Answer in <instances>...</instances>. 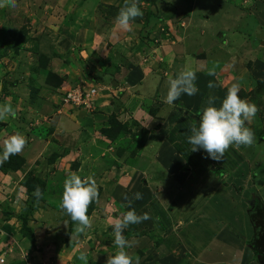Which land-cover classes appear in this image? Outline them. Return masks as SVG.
<instances>
[{
  "label": "rangeland",
  "instance_id": "1",
  "mask_svg": "<svg viewBox=\"0 0 264 264\" xmlns=\"http://www.w3.org/2000/svg\"><path fill=\"white\" fill-rule=\"evenodd\" d=\"M262 3L264 0H139L143 16L131 22L130 32L115 23L124 0H17L15 8H0V105L10 103L17 112L16 118L0 120V141L22 133V128L27 131L22 133L27 144L19 154L23 166L7 176L0 172V232L5 226L14 236L0 234V256L9 250L4 264H85L79 259L82 252L87 264H106L107 256L116 251L111 222L123 210L121 204L127 203L124 199L114 202L120 197L115 185L118 168L133 180L141 172L138 180L147 176L156 188L160 186L156 179L162 177L161 186H166L165 192L160 187L163 194L154 204L147 206L143 201L141 212L140 203L136 208L132 201L138 215H150L123 233L138 241L128 251L138 255L140 263L167 264L171 260L168 264H188L191 256L185 254L186 245L179 241L182 237L194 250L201 249L196 253L200 260L205 258L202 250L207 249L210 264H263L250 248L254 228L249 216L257 199L264 207ZM223 35L231 45L221 51L214 44L222 46ZM198 47H204V52L196 51ZM200 58L204 67L198 65ZM214 66L216 74L209 75ZM186 70L196 74V102L200 104L192 107L195 113L177 108L169 114L160 108L155 116L154 92L161 74L172 78ZM105 72L112 75L117 87L91 81L101 79ZM49 74L57 77L53 85L48 84ZM209 81L224 84L209 88ZM233 83L239 84L238 95L258 108L247 124L254 143L242 145L238 151L230 147L219 162L204 149L173 154L167 144L177 147L176 139L170 138L167 129H160L162 124L171 115L172 123L184 120L190 126L198 125L209 96L217 97L215 105L221 106ZM79 88L84 92L95 89L94 105L76 104L73 98L66 101ZM181 101H175L177 107ZM113 118L126 128L116 139L104 132ZM31 128L42 129L28 136ZM106 140L110 144L100 145ZM164 142L166 155L160 151ZM186 153L190 154L188 162ZM69 166L81 177L94 175L99 187L98 200L88 209L92 226L73 239L70 216L60 208ZM186 167L190 170H184ZM163 168L172 169L173 175ZM36 176L46 181V191L28 217L36 236L33 244L23 236L21 217L29 213L31 205L23 184ZM15 239L24 246L19 247ZM161 242L165 247L159 250L156 244Z\"/></svg>",
  "mask_w": 264,
  "mask_h": 264
},
{
  "label": "clouds",
  "instance_id": "2",
  "mask_svg": "<svg viewBox=\"0 0 264 264\" xmlns=\"http://www.w3.org/2000/svg\"><path fill=\"white\" fill-rule=\"evenodd\" d=\"M5 7H17V0H0V8ZM142 16L143 12L139 6V0H124L123 6L115 18V23L119 29L130 32L132 31L131 22ZM215 74L214 66L209 70V75ZM195 79L194 71L181 72L176 80L170 81V89L165 103L172 105L179 99L182 92L194 95L198 91L194 84ZM223 84V81H219L218 84L209 81L208 87L216 88L223 86ZM239 90V84L233 83L228 88L220 107L214 106L217 97L209 96L208 106L201 110L198 125L193 124L189 130L191 135L188 137V143L192 146V152L204 149L211 159L219 162L223 160L230 147L235 146L238 150L242 145L251 146L254 143V133L247 124L251 123L258 112V108L255 104L242 99L238 95ZM8 116L16 118L17 112L13 110L10 103L6 102L0 105V120H4ZM26 144L27 140L20 132H15L0 141V148L3 149L2 154H0V164H3L11 156L20 154ZM33 196L37 200L43 196L38 185ZM98 197L99 187L94 175L81 177L70 166L66 169L60 208L71 217L75 225L71 233L72 239L85 234L86 230L91 228L92 222L88 215V209L94 200H98ZM123 199L127 203L121 204V208L130 210L121 211L119 217L111 222L114 236L113 247L116 251L107 256L106 264H140V257L138 255L133 256L128 251V249L138 245V241L135 238L129 240L123 233L129 225L150 219V215L147 212L138 215L132 208V201L127 193L123 195ZM135 199H142V194L135 193ZM251 250L253 251L252 248ZM79 259L87 264L86 253L82 252Z\"/></svg>",
  "mask_w": 264,
  "mask_h": 264
},
{
  "label": "trees",
  "instance_id": "3",
  "mask_svg": "<svg viewBox=\"0 0 264 264\" xmlns=\"http://www.w3.org/2000/svg\"><path fill=\"white\" fill-rule=\"evenodd\" d=\"M189 14V13H188ZM150 22L153 23L154 20L150 19ZM223 41H225L223 39ZM199 48V47H198ZM192 55V54H191ZM202 56V55H201ZM50 75V74H49ZM168 75V74H167ZM53 78H57L56 75L51 74L49 79H48V84L53 85ZM178 78V75L173 76L172 78L168 75L166 76L165 72L161 74L160 80H159V85L158 89L154 92L155 93V105L153 107V114L157 116L159 112H161L162 109H167V111L173 109L177 110V108L181 111H184V109L187 108V103L188 101L191 102L192 98H189L190 95H188L186 92H182L178 101L182 100L180 102V106L177 107L174 102L172 105H168L165 103V99L167 97V94L170 89V81L176 80ZM92 82L95 83H106V84H111L112 87H117L118 83L112 79V75L108 74V72H105L101 79H97L95 77L91 78ZM188 96V97H187ZM199 96V95H198ZM176 100V101H177ZM176 107V108H175ZM189 111V109H188ZM187 111V113H188ZM170 114V111H169ZM168 114V116H169ZM167 116V117H168ZM177 117V116H176ZM180 117V116H178ZM33 123V122H31ZM126 128H124V125L120 124L117 120H111V125L110 128L105 129V136H107L110 139H116L118 138L119 135H122L124 133ZM119 130L118 132H116ZM123 130V133L121 131ZM22 133H27L25 128L20 129ZM41 131L40 128H31L32 133H28V136L33 134L37 135V132ZM146 131V130H144ZM148 134V132H147ZM146 134V136H147ZM39 135V134H38ZM138 136V135H136ZM39 137H41L39 135ZM245 149V147L243 148ZM238 151V150H237ZM233 153V152H232ZM235 153V151H234ZM236 157L239 158L238 153L236 152ZM247 154L244 151L243 158H245ZM24 164V159L18 154V155H13L11 156L8 160H6L3 164H0V172L3 174H8L9 172H16L18 171ZM188 167H186L187 169ZM39 186L40 189L43 192L42 198L37 200L35 196H33V192L35 191L36 186ZM23 187L25 188L26 194L31 198V205H30V211L27 213L25 216L21 217V220L23 221V236L29 238L33 244L36 243V236L34 234L33 228L28 226V221H29V216L31 215L33 211L36 210L38 207L37 204L40 203L41 201L44 200L45 197V191H46V181L41 176H36L34 178L28 179L27 181L24 182ZM249 216L250 220L252 223V226L254 228V238L250 243V247L253 249L254 253L260 257L261 261L264 263V207L262 202L257 199L253 208L249 211ZM69 233H72V229L74 228V224L71 220V217H69ZM137 231V230H136ZM140 264H146V262H141Z\"/></svg>",
  "mask_w": 264,
  "mask_h": 264
},
{
  "label": "crops",
  "instance_id": "4",
  "mask_svg": "<svg viewBox=\"0 0 264 264\" xmlns=\"http://www.w3.org/2000/svg\"><path fill=\"white\" fill-rule=\"evenodd\" d=\"M263 4V3H262ZM261 4V5H262ZM261 5H260V8H261ZM264 5V4H263ZM263 21V20H262ZM263 23H264V21H263ZM224 38V35L221 37V39H223ZM225 41H224V44L221 46V44H219V43H215L214 45H216L217 46V49H220L221 51L222 50H224V47H226V46H230L231 44H230V40L229 39H224ZM221 47V48H220ZM200 48V47H199ZM199 48H197L196 49V51L197 50H199ZM202 49V51H203V49H204V47H202L201 48ZM254 49V48H253ZM201 50H199V52H202ZM198 52V53H199ZM204 52V51H203ZM206 53V52H205ZM205 53H203V54H205ZM204 61H203V59H199V61H198V65H200V66H203L204 67ZM206 63V62H205ZM196 72L198 73L199 71L198 70H196ZM224 92L222 91L221 93H219V97L221 98V100H222V96H224ZM199 95V94H198ZM198 95H196V93L194 94V95H190L189 96V98H192V101L191 102H189L188 101V103H187V108L189 109V112H191L192 113V115L195 113V111L196 110H191L192 109V107H196L195 105L196 104H200V101L197 103L196 102V99L198 98ZM218 96V95H217ZM188 97V96H187ZM221 105V104H220ZM214 106H216V105H214ZM216 107H220V106H216ZM172 112V111H171ZM170 118H171V115H170ZM168 119V121L167 122H165V123H163L162 124V127L160 128V129H162V130H166L167 129V132H169V135L171 136L170 138H175L176 139V142H175V144L177 145V147H175V148H173L172 147V145L169 143V144H167V148H169L171 151H173V154H174V152H177V151H185V152H189V150L191 149V145L188 143V137L191 135V133H190V128H191V124H186V122L184 121V120H180V121H177V122H174V123H172L171 122V119ZM186 121H188V120H186ZM173 126V130H172V127ZM42 128H40V130H41ZM72 135H76V134H74V133H72ZM40 139H41V137H40ZM104 139V138H103ZM102 139V140H103ZM169 140V138H167V140L166 139H164V141H168ZM107 142V143H106ZM106 142L105 143H103V142H101V144H100V142L98 143V144H100V145H108V143L110 144V140L109 141H107L106 140ZM99 145V146H100ZM150 145V144H149ZM165 142H164V146L160 149V151H162V153L164 154V155H166L167 153H166V151L164 150L165 149ZM170 146H171V148H170ZM106 151L107 152H109L110 150H108V149H106ZM234 151V150H233ZM168 152V151H167ZM197 151H195L194 153H196ZM0 154H1V152H0ZM68 154H69V151L67 152V153H65V155L66 156H68ZM105 154V153H104ZM233 154V153H232ZM231 154V155H232ZM106 155V154H105ZM192 155V154H191ZM189 156H190V154L188 155L187 153H186V155H185V160L188 162V158H189ZM192 157L194 158V156L192 155ZM51 162H52V159H51ZM51 166H53L52 165V163H51ZM120 167V166H119ZM173 166H171L170 168H172ZM170 168L168 169V168H163L164 170H165V172L167 171V173H170V175H173V172H172V169L170 170ZM121 168H118L117 170H116V173H117V175H119V177H118V179H116L115 180V185H117V190H116V193H118V196H120V197H118L117 199H115V201L114 202H116L117 200H121V199H123V195L125 194V193H127V195H128V197H129V199H131V201H133L135 204H136V208L138 207V203H140V206H139V209L140 208H142V203H143V201L146 203V205L148 206V205H152V204H154L157 200H158V197H160L161 198V194H163V193H160V191H161V189H160V187H163V191L165 192L166 191V186L164 185V186H161V183L163 182V179H161V178H157L156 180H157V184H160V186H159V188H156V186L155 185H153L152 184V182L153 181H150V180H148L147 179V176H145V178H143V179H139L138 180V178H139V176L141 175H143L141 172H140V175H139V173H137V174H135L134 175V177H138L137 179H132V177H131V179H130V176H128L127 174H125V172H121ZM184 170H190V169H186V168H184ZM123 171V170H122ZM9 174V173H8ZM8 174H4L3 176H7ZM61 175V174H60ZM65 175V174H64ZM145 175H147V174H145ZM165 176H167V178L169 177L168 175H165ZM59 177V176H58ZM168 183H170V182H168ZM155 188V189H154ZM156 189H158V191L156 190ZM141 193L142 194V196H143V194H146L145 195V197L143 196L142 197V199H135V193ZM158 192L160 193V195L158 194ZM143 198H144V200H143ZM114 200V198H112V201ZM123 204V203H122ZM135 207V205L133 204V207L132 208H134ZM138 209V210H139ZM126 209H123L122 211H125ZM130 210V209H129ZM138 210H135L136 212L138 211ZM141 210L142 209H140V212H141ZM179 210V207H177V209L176 210H174L175 211V213L177 212ZM161 212H165L166 214L168 213L166 210H163L162 209V211ZM139 214V213H138ZM142 215V214H141ZM171 216L173 217V214H171ZM159 217H156V218H154L153 219V221L156 219H158ZM162 220H166V218L165 219H162ZM158 222V221H157ZM161 222V221H160ZM156 222H154V224H155ZM6 224V223H5ZM5 227V226H4ZM4 227H2L3 228V233H7V234H9L10 235V233H9V231H8V229H6L5 230V228ZM9 237V236H8ZM195 237V236H194ZM9 238H11V239H13L14 238V236H11L10 235V237ZM168 239H170L169 237L167 238V240ZM195 239L197 240V238L195 237ZM12 240H9V242H11ZM17 244H18V246L19 247H23V246H20V244H19V240H17V239H15L14 240ZM179 241L180 242H184V244L186 245L185 246V248H186V251H185V254L186 255H189L190 254V258H187L186 256V258H187V262H188V264H199L198 262H202V263H200V264H210L211 263V257L212 256H210L209 254H206V252L205 251H207V249H203L202 251H203V254H202V257L204 256L205 258L204 259H202V260H200V258L201 257H199V256H197L196 255V253L198 252H201L200 250L201 249H199L198 251H196V250H194L192 247H191V245L189 244L188 245V242H186V241H188L187 239H182V237H180V239H179ZM176 243V242H175ZM164 244L165 243H163V242H161V243H158V244H156L157 246H159L160 245V247H159V250H160V248H162V246H164ZM149 247H150V244L148 243L147 244ZM165 247V246H164ZM20 249V248H19ZM28 250L29 249H27L26 250V252L28 253ZM253 252V251H252ZM252 252H251V255H252ZM37 252H34V254H36ZM254 253V252H253ZM28 255H29V253H28ZM33 259H35L34 258V256H33V254H31L30 255ZM213 260V259H212ZM168 263H171V260H169V261H167V264ZM176 264V263H175ZM213 264V263H212ZM215 264H220L219 262H217V263H215Z\"/></svg>",
  "mask_w": 264,
  "mask_h": 264
},
{
  "label": "built area",
  "instance_id": "5",
  "mask_svg": "<svg viewBox=\"0 0 264 264\" xmlns=\"http://www.w3.org/2000/svg\"><path fill=\"white\" fill-rule=\"evenodd\" d=\"M94 91H95L94 88H92L91 90L86 91V92H84L81 88L76 89V90H72V92H70L68 94V99L66 101H68L69 99H72L73 98V101L76 104L84 103V104L89 105V106H91V104L94 105L95 100L97 99L96 94L94 93ZM0 234L1 235L5 234L7 236H10L7 233H3V231L0 232ZM8 251L9 250L7 249L6 250V253H3L0 256V264H4L5 263V256L8 254Z\"/></svg>",
  "mask_w": 264,
  "mask_h": 264
},
{
  "label": "water",
  "instance_id": "6",
  "mask_svg": "<svg viewBox=\"0 0 264 264\" xmlns=\"http://www.w3.org/2000/svg\"><path fill=\"white\" fill-rule=\"evenodd\" d=\"M263 263V262H262Z\"/></svg>",
  "mask_w": 264,
  "mask_h": 264
}]
</instances>
